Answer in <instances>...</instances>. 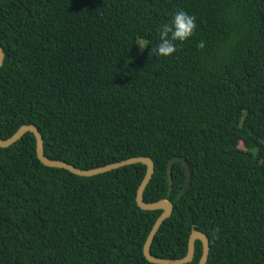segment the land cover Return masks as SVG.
I'll use <instances>...</instances> for the list:
<instances>
[{
	"label": "trees",
	"instance_id": "1",
	"mask_svg": "<svg viewBox=\"0 0 264 264\" xmlns=\"http://www.w3.org/2000/svg\"><path fill=\"white\" fill-rule=\"evenodd\" d=\"M180 9L192 37L150 52ZM0 44L2 139L32 124L46 157L80 169L150 157L143 199L173 205L152 255L183 257L195 229L205 264H264V0H0ZM145 170L47 167L30 132L0 147V264H154Z\"/></svg>",
	"mask_w": 264,
	"mask_h": 264
},
{
	"label": "water",
	"instance_id": "2",
	"mask_svg": "<svg viewBox=\"0 0 264 264\" xmlns=\"http://www.w3.org/2000/svg\"><path fill=\"white\" fill-rule=\"evenodd\" d=\"M3 60H4V52L0 44V67L3 64ZM27 132H30L34 135L36 155H37L38 160L44 166L53 167V168H62L77 176H85V177L94 176V175L101 174V173H104V172H107L113 169H118L124 166L136 164V163L144 164L146 166V170H145L143 179L141 180V183L139 184L137 188L136 203L138 207L143 210H161V213L153 222L149 230V233L145 239V242H144L143 255L145 259L154 264H186L193 260L194 253H195V242L200 241L202 245V252H201V256L197 264L206 263L208 259V254H209V240L203 232L199 230H195V229L191 230V233L187 241V252L183 257L162 258V257H156L151 254L150 247H151L153 238L155 234L157 233L159 227L163 223V221L166 220L171 215V212L173 210V205L167 199H161V200L154 201V202H146L143 199V192L147 184L149 183L152 177V174L154 172V164L150 157L133 156V157L126 158L120 161H116L110 164H106L100 167H95L91 169H80L65 161L53 160V159H49L48 157H46L44 154L42 135L39 132L38 128L32 124H25V125L20 126L10 137L6 139H2L0 137V147L10 146L11 144L19 140ZM176 162H180L185 170V182L181 190V194H182L188 187L189 180H190V170H189L188 163L185 159L178 157V156L172 157L167 163V177H168V182L170 186L172 185V166Z\"/></svg>",
	"mask_w": 264,
	"mask_h": 264
},
{
	"label": "clouds",
	"instance_id": "3",
	"mask_svg": "<svg viewBox=\"0 0 264 264\" xmlns=\"http://www.w3.org/2000/svg\"><path fill=\"white\" fill-rule=\"evenodd\" d=\"M196 27L193 15L183 9L175 11L168 21L159 26L158 43L154 50L150 49V52L154 51L157 56H170L176 50L175 42H184L191 38Z\"/></svg>",
	"mask_w": 264,
	"mask_h": 264
},
{
	"label": "rangeland",
	"instance_id": "4",
	"mask_svg": "<svg viewBox=\"0 0 264 264\" xmlns=\"http://www.w3.org/2000/svg\"><path fill=\"white\" fill-rule=\"evenodd\" d=\"M139 46L142 48V46H143V40H139ZM238 146L241 147V148H243V146H242L241 143H239Z\"/></svg>",
	"mask_w": 264,
	"mask_h": 264
}]
</instances>
